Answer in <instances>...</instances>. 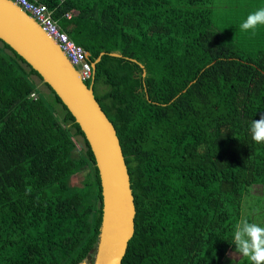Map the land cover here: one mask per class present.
<instances>
[{
  "label": "trees",
  "instance_id": "16d2710c",
  "mask_svg": "<svg viewBox=\"0 0 264 264\" xmlns=\"http://www.w3.org/2000/svg\"><path fill=\"white\" fill-rule=\"evenodd\" d=\"M31 1L96 62L137 208L122 264H248L229 236L240 217L264 224V145L248 133L264 116V48L232 39L214 0ZM0 43V264H93L94 153L56 92L44 83L64 117L42 76Z\"/></svg>",
  "mask_w": 264,
  "mask_h": 264
},
{
  "label": "water",
  "instance_id": "95a60500",
  "mask_svg": "<svg viewBox=\"0 0 264 264\" xmlns=\"http://www.w3.org/2000/svg\"><path fill=\"white\" fill-rule=\"evenodd\" d=\"M0 40L42 76L83 130L103 194V221L93 264H122L136 232L137 208L121 140L95 96V78L92 86L84 82L60 46L12 0H0Z\"/></svg>",
  "mask_w": 264,
  "mask_h": 264
},
{
  "label": "clouds",
  "instance_id": "9594fccd",
  "mask_svg": "<svg viewBox=\"0 0 264 264\" xmlns=\"http://www.w3.org/2000/svg\"><path fill=\"white\" fill-rule=\"evenodd\" d=\"M264 28V6L251 12L240 24L243 33L256 32ZM248 133L254 143L264 145V116L248 125ZM230 244L247 258L248 264H264V224L240 217L232 226Z\"/></svg>",
  "mask_w": 264,
  "mask_h": 264
},
{
  "label": "rangeland",
  "instance_id": "374dc122",
  "mask_svg": "<svg viewBox=\"0 0 264 264\" xmlns=\"http://www.w3.org/2000/svg\"><path fill=\"white\" fill-rule=\"evenodd\" d=\"M214 5L215 14L219 20L220 27H222L223 25V27L227 29V33L232 39L237 40L241 44L244 43V45L247 47H254L255 49L264 48V42H257V40L260 39L261 36L260 34L258 35L257 31L243 33L240 30V24L243 22V20L247 17L249 13L254 12L261 6H264V0H214ZM0 45L2 44L0 43ZM77 71L79 72L78 69ZM94 74L95 72L93 73L92 77L88 80H84L82 77L81 78L86 83L92 80L93 84V80L95 78ZM34 79L36 84H38V86H40V88L42 89V92L46 95L50 105L53 106L57 110V112L62 114V117H64L65 113L63 107L59 104L57 105L55 100H52L54 99L52 98L53 95L50 89L45 86L44 81H41V79L37 76H35ZM106 89L107 87H105L104 85H101L99 87L100 92H103ZM80 179L81 178L79 177H77L76 179V182L78 184L80 182ZM251 202H254L255 204H261L262 200L260 197H256ZM257 213V218H259L263 214V211L260 210L257 211Z\"/></svg>",
  "mask_w": 264,
  "mask_h": 264
},
{
  "label": "built area",
  "instance_id": "2783aa9c",
  "mask_svg": "<svg viewBox=\"0 0 264 264\" xmlns=\"http://www.w3.org/2000/svg\"><path fill=\"white\" fill-rule=\"evenodd\" d=\"M26 11H29L42 25L44 30L52 37V39L60 46L62 51L80 72L84 80L92 77L94 71L92 65L87 60V53L78 46L70 36L61 30L54 18V13L44 4H36L30 0H16ZM69 18H72L70 15ZM32 97L37 98L34 92Z\"/></svg>",
  "mask_w": 264,
  "mask_h": 264
},
{
  "label": "bare ground",
  "instance_id": "6f19581e",
  "mask_svg": "<svg viewBox=\"0 0 264 264\" xmlns=\"http://www.w3.org/2000/svg\"><path fill=\"white\" fill-rule=\"evenodd\" d=\"M13 2H15L18 6H20L21 7V9L23 10V11H25L27 14H29L39 25H40V27L44 30V28L42 27V25L37 21V19L33 16V14L32 13H30L29 11H26L20 4H18L17 3V1L16 0H12ZM31 1V0H30ZM32 2H34V3H36V4H43V3H37V2H35V1H32ZM44 5H46V4H44ZM47 6V5H46ZM48 7V6H47ZM49 8V7H48ZM50 9V8H49ZM45 31V30H44ZM46 32V31H45ZM47 33V32H46ZM48 34V33H47ZM83 48V47H82ZM84 49V48H83ZM87 53V52H86ZM68 58V57H67ZM87 60L89 61V58H88V53H87ZM90 62V61H89ZM72 63V62H71ZM90 64L92 65V68H93V64L90 62ZM73 65V64H72ZM74 66V65H73ZM76 69H77V67L76 66H74Z\"/></svg>",
  "mask_w": 264,
  "mask_h": 264
},
{
  "label": "flooded vegetation",
  "instance_id": "af4514ba",
  "mask_svg": "<svg viewBox=\"0 0 264 264\" xmlns=\"http://www.w3.org/2000/svg\"><path fill=\"white\" fill-rule=\"evenodd\" d=\"M94 93H96L95 89H94ZM96 95V94H95Z\"/></svg>",
  "mask_w": 264,
  "mask_h": 264
}]
</instances>
